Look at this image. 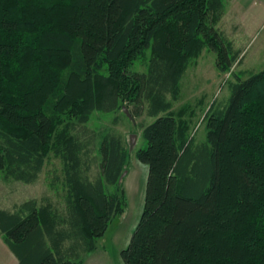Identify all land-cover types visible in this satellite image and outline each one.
Masks as SVG:
<instances>
[{
	"label": "trees",
	"instance_id": "trees-1",
	"mask_svg": "<svg viewBox=\"0 0 264 264\" xmlns=\"http://www.w3.org/2000/svg\"><path fill=\"white\" fill-rule=\"evenodd\" d=\"M223 14L222 0H0V174L29 185L53 157L61 178L49 188L60 184L65 205L64 215L36 200L0 209L17 264H82L96 250L124 212L132 152L114 134L96 144L86 125L124 105L140 117L143 102L154 121L139 126L147 177L123 264H264V69L227 83L203 141L193 112L173 110L204 49L220 74L241 63L217 28Z\"/></svg>",
	"mask_w": 264,
	"mask_h": 264
},
{
	"label": "rangeland",
	"instance_id": "rangeland-1",
	"mask_svg": "<svg viewBox=\"0 0 264 264\" xmlns=\"http://www.w3.org/2000/svg\"><path fill=\"white\" fill-rule=\"evenodd\" d=\"M222 2L224 14L217 28L233 43L234 48L241 52V63L236 64L230 73L220 74L215 67L214 54L204 49L200 57L193 61L184 73L180 81L178 100L173 102L175 112L181 109L187 110L188 113L193 112L191 129L197 141L205 139L202 119L210 104L214 101L224 104L227 101L229 97L227 83L235 81L238 74L242 76L241 79H246L264 69V8L260 7L264 0ZM131 71L145 73L146 65L136 62ZM167 98L170 99V96ZM146 105V102H143L140 117L128 118L122 109L113 113L95 112L86 125L88 130L96 133L98 138L96 144L99 142V136L114 134L123 139L124 145H129L132 153L122 181L124 212L110 223L105 235L96 241L95 251L81 254L82 264H123L120 253L127 247L143 208L147 167L139 162L134 154L139 149L146 148L145 140L139 136L141 132L139 126L154 121L153 118L146 116ZM131 135H135L133 141ZM60 170L59 160L51 157L38 179L32 184L4 179L0 174V209L12 211L17 205L36 200L39 204L50 203L59 214L64 215L65 205L60 184L57 191L49 188L52 176L61 178ZM95 171L93 167L92 175L96 173ZM108 190L112 189L108 187ZM7 254L11 255L0 236V264L11 263L7 260Z\"/></svg>",
	"mask_w": 264,
	"mask_h": 264
},
{
	"label": "water",
	"instance_id": "water-1",
	"mask_svg": "<svg viewBox=\"0 0 264 264\" xmlns=\"http://www.w3.org/2000/svg\"><path fill=\"white\" fill-rule=\"evenodd\" d=\"M122 110L125 112V114L128 116V118L131 117L129 112L127 111V109L125 107H123ZM134 137H135V135H131V140L132 141H133ZM130 151H131V148H130ZM125 175H126V171H124L123 174L120 176L119 182H121L124 179Z\"/></svg>",
	"mask_w": 264,
	"mask_h": 264
},
{
	"label": "crops",
	"instance_id": "crops-1",
	"mask_svg": "<svg viewBox=\"0 0 264 264\" xmlns=\"http://www.w3.org/2000/svg\"><path fill=\"white\" fill-rule=\"evenodd\" d=\"M260 7L261 8H264V4L262 5H260ZM9 251V250H8ZM10 253V252H9ZM11 254V253H10ZM7 260H9V262H11L10 264H17V261H16V259H15V257L11 254V255H9V254H7Z\"/></svg>",
	"mask_w": 264,
	"mask_h": 264
}]
</instances>
